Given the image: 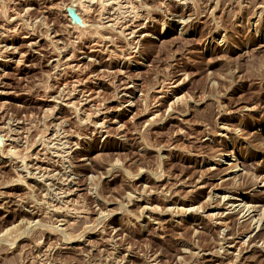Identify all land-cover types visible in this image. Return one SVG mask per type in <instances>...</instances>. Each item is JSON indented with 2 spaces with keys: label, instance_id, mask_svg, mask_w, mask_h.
Wrapping results in <instances>:
<instances>
[{
  "label": "rangeland",
  "instance_id": "374dc122",
  "mask_svg": "<svg viewBox=\"0 0 264 264\" xmlns=\"http://www.w3.org/2000/svg\"><path fill=\"white\" fill-rule=\"evenodd\" d=\"M0 264H264V0H0Z\"/></svg>",
  "mask_w": 264,
  "mask_h": 264
},
{
  "label": "bare ground",
  "instance_id": "6f19581e",
  "mask_svg": "<svg viewBox=\"0 0 264 264\" xmlns=\"http://www.w3.org/2000/svg\"><path fill=\"white\" fill-rule=\"evenodd\" d=\"M109 18V17H108ZM243 188V187H242ZM227 196V195H226Z\"/></svg>",
  "mask_w": 264,
  "mask_h": 264
}]
</instances>
